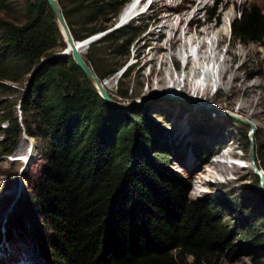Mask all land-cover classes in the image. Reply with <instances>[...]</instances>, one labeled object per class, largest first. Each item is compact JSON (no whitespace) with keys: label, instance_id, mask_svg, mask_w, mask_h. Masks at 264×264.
I'll use <instances>...</instances> for the list:
<instances>
[{"label":"trees","instance_id":"16d2710c","mask_svg":"<svg viewBox=\"0 0 264 264\" xmlns=\"http://www.w3.org/2000/svg\"><path fill=\"white\" fill-rule=\"evenodd\" d=\"M16 1L0 0L6 14L0 15V93L6 96L0 125L7 137L0 148L10 155L24 134L41 146L40 182L26 206L52 226L54 264H219L232 255V234L216 202L189 198L187 180L154 163L156 143L138 118L107 103L72 55H57L67 45L49 3L25 0L20 17ZM59 1L77 40L104 32L84 54L88 63L101 45L121 60L95 66L99 79L123 69L142 33L133 23L112 29L129 0ZM231 33L234 41L264 48V10L250 3L239 8ZM261 147L255 161L264 171V141ZM219 148H200L202 162ZM158 156L168 161L166 151ZM247 217L240 233L258 240L260 223ZM254 263L264 264V256Z\"/></svg>","mask_w":264,"mask_h":264},{"label":"rangeland","instance_id":"374dc122","mask_svg":"<svg viewBox=\"0 0 264 264\" xmlns=\"http://www.w3.org/2000/svg\"><path fill=\"white\" fill-rule=\"evenodd\" d=\"M24 1L14 2L17 3L15 14L17 13L20 17L21 5ZM131 1L126 2L121 10L123 11ZM150 1L145 0L142 3V9ZM155 1L153 0L151 7L145 13L130 21L142 33L133 42L131 55L123 69L106 80L112 82V88L108 93L122 103L135 104L127 111L138 118L142 124L141 128L145 129L155 141L156 145L151 153L154 163L162 166L168 173L186 179L190 184L189 198H212L224 212L225 221L232 234L234 253L223 258L219 264H255L254 261L258 256H264V171L261 169L263 165L258 160L257 166L263 172V179L258 175L260 180L257 181L256 172L250 164L251 146L246 147V144L253 136L256 155H261L263 150L261 143L264 141V48L257 43L234 41L231 37V26L238 16L239 8L250 3L264 10V0L229 1L226 10L224 8L226 0L220 2L211 0L205 11L199 14L200 20L205 21L210 11L214 9V16L210 20L211 25L216 24L218 17L223 19V23L208 39L206 38L211 60L203 57L199 51V45H194L182 58L166 55V65H162L159 60L150 62L151 47L158 41L152 39L148 44L146 36L154 28L157 11L162 9L160 14H166L162 3L156 4ZM181 2L182 0H167L166 3L177 5ZM200 2L201 0L198 1ZM64 3L69 4V0H64ZM228 14H231V21L226 17ZM0 15L6 14L0 11ZM178 19L179 11L175 12L172 25H176ZM119 22L118 15L112 29L128 24L119 26ZM186 27L187 24L182 27L183 37L186 34ZM167 32L173 33L171 29H167ZM220 32H223L225 36L221 44L217 41ZM162 44H166V41ZM231 44L234 45L232 54L227 52ZM141 46L144 47V54L138 56ZM217 49L222 50L221 61L230 60L241 79L247 78L249 84L254 87L252 94L244 95V97L251 96L250 98L253 99L250 109L256 113L254 116H248L228 105L231 90L226 86L220 87L222 66L213 60ZM88 52L89 49L84 54ZM92 55L94 60L90 64L94 71L95 66L100 64L111 68L121 63L120 59L108 57L107 48L104 45L94 47ZM161 56L162 54L159 53L157 58ZM97 57H103V60L100 61ZM188 57L192 59L193 69L201 70L202 74L200 78L192 75L191 84L185 91L183 88L186 74L184 67L189 62ZM176 63H179V70L175 69ZM127 67L128 77L121 84L118 79ZM163 70L166 72L167 81L159 83L158 79L162 77L159 73ZM210 79H212L211 82ZM208 84H212V87L205 91ZM126 91L128 96L122 98L119 93ZM5 98L6 96L0 93V113L1 101ZM5 127V124L0 125V143L7 139L3 133ZM253 127L256 128L254 133H252ZM219 146L221 149L227 148L230 155H225L227 158H231L234 153L244 154L245 161L242 162L244 166L240 163L242 165L239 167H233L225 163L224 166L230 167V175L235 172L237 179L233 178L227 184L219 183L225 184L223 186L208 184L204 186L207 191L200 192L193 188L194 182L188 176L192 174L198 176L197 173L206 167L201 160L202 148L207 151ZM165 151L168 161H163V158L158 156ZM41 152L38 141L27 134L19 138L10 155L0 148V264L8 260L11 262V258L20 261L23 259L22 256L29 257L27 264H31V261L34 264H54L50 244L52 226L43 214L32 212L26 206L40 182L41 166L44 163ZM26 158H29L27 162ZM216 177L224 180L222 174ZM248 213H252L260 223V229L256 232L259 233L257 238L261 243L240 233L247 225Z\"/></svg>","mask_w":264,"mask_h":264},{"label":"bare ground","instance_id":"6f19581e","mask_svg":"<svg viewBox=\"0 0 264 264\" xmlns=\"http://www.w3.org/2000/svg\"><path fill=\"white\" fill-rule=\"evenodd\" d=\"M145 0H132L127 6L123 9L120 18L124 20V22H127L130 18L135 16L138 12L140 7L142 6V3H144ZM199 0H182L179 4H169L166 3L167 0H156V4L162 3L163 9L166 10L165 15H161L160 11L162 9H159L157 11V15L155 17L154 22V28L152 31L146 36L147 43L150 44V41L152 39H155L158 41L156 45H153L151 47L150 54L152 55L151 63L155 62L156 60H159L162 65H166V55L172 57V58H182L185 54L189 52V49L194 45H199V51L203 54V57L205 59L211 60V56L209 55V49H208V42L206 38L210 37L212 33H214V30L223 23V19L218 17L216 24L211 25L210 24V17H206L205 21H201L199 18V14L204 12L205 9L209 6L211 0H201L200 3H198ZM216 2H220L222 0H215ZM234 1V0H226V4L224 6L225 10L228 7V2ZM179 11V21L176 25H172V21L175 18V12ZM228 20L231 19V14H228L226 16ZM225 18V17H224ZM226 18V19H227ZM231 21V20H230ZM184 24H187L186 27V34L183 37L181 34L182 27ZM203 26V27H202ZM167 29H171L173 31L172 34H168ZM225 40V36L223 32L218 33L217 41L218 43H222ZM166 41V44H162V42ZM234 45H230L227 52L233 53L234 52ZM89 47H83L81 50L84 54ZM218 50V49H217ZM222 50L219 49L213 58V60H216L217 63H220L222 66V81L220 87H228L231 90V97L229 98L228 105L235 108L241 113H244L248 116H254L256 113L254 111H251L250 106L253 104V99L248 97H244V95H250L254 92V87L251 86L247 80L241 79L239 73L234 70L233 64L230 60L225 59L221 61L220 55ZM161 53L162 56L157 58V55ZM144 54V47L141 46L138 50V56H142ZM146 56V55H145ZM189 58L188 64L184 67V70L186 72L184 77V86L183 88L185 91L188 90L189 85L191 84L190 77L192 75L196 77H201V70H194L192 66V59ZM90 67L93 69V66L89 63ZM162 77H160L159 83H164L167 81L166 72L163 70L159 73ZM212 79H210V82ZM169 82V81H168ZM111 81H102L103 88L109 92L111 90ZM177 83V82H176ZM212 84H208L206 90H210V87ZM182 97V96H181ZM225 150V149H224ZM224 158H227L224 156ZM211 161V162H210ZM207 167L204 169H201L197 173V177L195 176V179L192 180L193 188H196L200 192H205L204 186H207V180H209L210 183H212L215 179V181H218L219 183H225L232 181L233 178L229 177L230 175V167L224 166L226 162L224 161H217L210 160ZM222 163V164H220ZM206 164V163H204ZM226 165H231L227 164ZM241 164H239L240 166ZM233 167H239L237 165H232ZM222 174L224 180L219 179L215 175ZM194 177V174H192ZM191 175V176H192ZM227 182V183H226ZM218 186L222 184H217ZM199 192V193H200ZM198 194V193H197ZM22 260H16L11 258L7 262L3 264H27V261L29 257L22 256ZM10 259V258H9ZM31 260V259H30ZM19 261V262H18ZM29 262V261H28ZM31 264H34L33 261H31Z\"/></svg>","mask_w":264,"mask_h":264},{"label":"water","instance_id":"95a60500","mask_svg":"<svg viewBox=\"0 0 264 264\" xmlns=\"http://www.w3.org/2000/svg\"><path fill=\"white\" fill-rule=\"evenodd\" d=\"M51 9L53 10L55 16L57 17L59 27L61 29L62 35L66 42V47L63 51L57 53V55H72L74 61L76 64L82 69V71L86 74L88 79L92 82V84L97 88L99 94L102 96V98L109 104L113 105L116 108L122 109V110H128L135 106V104L130 103H122L113 97L109 95V93L103 88L102 81L97 76L94 69H92L87 62L84 54L82 53L83 47H89L92 43L100 39L104 32L98 33L96 35H93L89 38H86L84 40H77L70 28V25L67 21L66 16L64 15L63 8L60 4L59 0H46ZM255 127L252 128V133L255 131ZM255 145H254V137L252 136V146H251V154H250V164L257 175H259L263 179V172L260 170L256 164L255 161Z\"/></svg>","mask_w":264,"mask_h":264},{"label":"clouds","instance_id":"9594fccd","mask_svg":"<svg viewBox=\"0 0 264 264\" xmlns=\"http://www.w3.org/2000/svg\"><path fill=\"white\" fill-rule=\"evenodd\" d=\"M119 18H120V14H119ZM179 68H180V67H179ZM179 68H178V70H179ZM222 149H223V148H222ZM222 149L220 148L219 150H222ZM224 149H225V148H224ZM219 150H218V151H219ZM234 174L237 175L235 172H234Z\"/></svg>","mask_w":264,"mask_h":264}]
</instances>
